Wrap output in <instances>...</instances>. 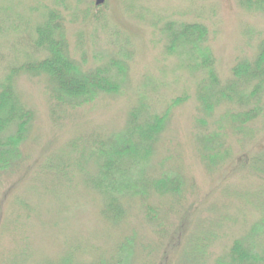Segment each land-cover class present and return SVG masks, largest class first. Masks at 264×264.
Listing matches in <instances>:
<instances>
[{"label":"rangeland","instance_id":"1","mask_svg":"<svg viewBox=\"0 0 264 264\" xmlns=\"http://www.w3.org/2000/svg\"><path fill=\"white\" fill-rule=\"evenodd\" d=\"M243 2L105 0L97 8L93 0H0V83L44 58L32 39L46 11L59 16L69 57L82 72L116 63L127 73L117 95L99 94L52 117L47 79L14 75L13 89L34 118L20 146L23 162L0 175V264H215L226 260L235 240L255 244L247 237L264 217V178L248 169L264 172V94L260 116L238 133L232 114L254 100L207 113L197 98L210 85L209 71L217 88H225L237 81L233 69L252 67L260 53L264 4ZM184 25L200 28L195 48L180 33ZM202 57L209 67L200 68ZM252 87L242 84L239 91L248 96ZM177 99L183 100L173 106ZM143 109L167 117L149 163H140L135 175L177 177L184 199L150 195L146 202L159 214L154 225L138 198L122 219L108 220L89 186L108 162L102 146L122 139L134 111L140 124ZM204 139L225 154L213 167L202 159ZM137 149L142 156L148 147ZM253 202L262 203L259 212L249 208ZM262 231L257 240L264 245Z\"/></svg>","mask_w":264,"mask_h":264},{"label":"trees","instance_id":"2","mask_svg":"<svg viewBox=\"0 0 264 264\" xmlns=\"http://www.w3.org/2000/svg\"><path fill=\"white\" fill-rule=\"evenodd\" d=\"M242 4L259 8L261 4H264V0H244ZM182 31L180 32L181 35L185 33L189 35L187 42L195 48L196 43L201 39L200 28L196 25H184ZM32 48L42 53L44 58L40 61L24 63L0 83V175L3 176L10 175L12 172H9L16 169L23 162L20 146L27 140L34 118L33 113L26 108L13 89L12 81L15 74L21 72L32 77L43 75L47 79L46 91L50 101L54 103V106L50 109L51 117L55 112L61 111L60 114H62L65 110L89 104L99 94L117 95L123 78L127 76L126 66H120L116 63L115 65L114 63H108L103 67L82 72L69 57L64 27L54 11H46L43 21L34 27ZM259 51L260 53L252 67L249 64L242 63L233 69L237 81L231 82L225 88L218 89V81L213 72L209 71L210 85H203L205 96L197 93L201 108L207 113H210L216 105L223 103L243 108L242 105L245 107L250 106L251 100H254L250 109L242 113L232 114L233 124L237 125L235 133L240 132L246 124L257 119L262 111L259 101L264 94V43L259 45ZM201 60L199 59L200 68L209 67L206 65L210 63L208 59L202 57ZM202 83L204 84L203 81ZM241 83L243 85L253 83L248 96L242 95L243 92L239 91ZM201 87L202 85H200L197 92ZM182 100H175L173 106H176ZM141 107L144 106L141 105ZM143 113V121L140 124L135 111L130 114L131 117L126 123L129 129H127V133L121 135L122 139L115 138L108 141L110 143L108 149L106 146H102L104 150L100 152V155L107 157L108 162L105 171L101 166L100 169L98 168L97 182L94 185L91 182V185H89L90 189L95 190L94 192L102 199L101 214L108 220L117 221L122 219L126 216V209L128 210L129 206L136 202L138 198L144 201L141 204L145 209L146 219L154 225L159 220V214L157 209H153L146 202L150 195H170L178 203L184 200L182 197V183L177 177L165 176L144 181L137 173L135 175V171H138L141 167L140 163L146 165L149 163L153 145L157 143V137L164 129L167 117V115H163V118L147 116L144 109ZM136 130L138 131L137 134L135 133ZM142 144H145L148 150L145 154L139 156L137 147ZM199 144H201L204 153L202 159L208 167H213L224 159L222 155L225 154L221 153L218 145H215L216 148L208 147L211 144L210 140H201ZM248 171L264 178V172L261 170L248 169ZM122 180H124L123 183H121ZM261 205L262 203L255 204L253 202L249 204V208L259 212L258 208H261ZM263 210L261 208V216L264 215ZM263 227L264 217L261 218L258 225L250 228L251 233L247 239H251L255 244L235 240L229 249L226 260L215 264H264V245L261 240H257L263 232Z\"/></svg>","mask_w":264,"mask_h":264},{"label":"water","instance_id":"3","mask_svg":"<svg viewBox=\"0 0 264 264\" xmlns=\"http://www.w3.org/2000/svg\"><path fill=\"white\" fill-rule=\"evenodd\" d=\"M105 0H94V6L99 7L103 5Z\"/></svg>","mask_w":264,"mask_h":264}]
</instances>
